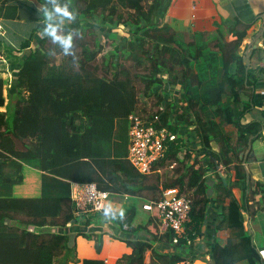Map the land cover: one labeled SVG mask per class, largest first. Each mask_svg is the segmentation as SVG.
<instances>
[{
    "label": "trees",
    "instance_id": "16d2710c",
    "mask_svg": "<svg viewBox=\"0 0 264 264\" xmlns=\"http://www.w3.org/2000/svg\"><path fill=\"white\" fill-rule=\"evenodd\" d=\"M28 2L43 13V23L16 50L21 56L8 50V63L15 72L7 97L2 77L3 72L7 73L6 65L0 70V108L7 106L6 112H0V161H15L20 168L17 161L35 160L40 171L68 186H59L63 195L51 197L20 198L0 192V264H106L99 259L79 261L76 257L75 241L67 232L68 226L79 223L80 218L73 212L72 183H94L112 195L150 202H157L170 188H179L180 192L194 189L190 226L198 231L210 204V180L204 176L221 165L229 171L230 165L239 160V153L262 137L263 123H243L259 97L258 86L264 82V63L253 68L241 53L251 25L235 17L233 21L224 19L214 31L180 36L166 22L174 0H56L73 13V20L57 14L48 20L45 14L54 10L50 0ZM20 18L17 5L0 0V19ZM48 23L57 26L58 35L71 34L68 53L45 33ZM120 26L128 29V37L114 31ZM103 38L113 44L108 54H103L107 45ZM1 39L3 42L5 38ZM33 43L35 49L31 48ZM59 55L64 57L62 64H56ZM138 84L143 87L138 88ZM170 88L182 94L178 103ZM140 96L155 97L158 110L149 120L159 117L158 128L179 133L181 128L195 127L207 155L206 161L191 170L187 167L177 180L162 188L160 178L140 175L123 158L125 124L131 114L146 112L138 107ZM228 125L236 129L229 146L223 139ZM179 152L180 148L171 144L154 170L164 167L168 160L180 162ZM234 169L236 186L243 184L246 202L241 206L232 192L233 185L219 178L218 203L227 198L230 203L224 208L223 224L218 229L230 226L242 230L241 212L248 210L253 215L254 196L264 193L261 184L254 191L246 185L245 166L239 164ZM186 177L188 184H184ZM21 179L0 170V188L16 185ZM136 214L134 205L123 214L111 212L105 216L102 212L82 218L85 227L91 226L93 218L103 217V221L111 219L119 226L115 236L132 252L116 264L186 261L179 254L154 249V244L163 240L174 245L173 233L160 234L155 219L134 227ZM102 236L84 234L95 241L97 253L102 249ZM185 245L182 240L175 246ZM213 256L216 264L242 260L260 263V254L246 231L237 244L217 246Z\"/></svg>",
    "mask_w": 264,
    "mask_h": 264
},
{
    "label": "crops",
    "instance_id": "0c3cea01",
    "mask_svg": "<svg viewBox=\"0 0 264 264\" xmlns=\"http://www.w3.org/2000/svg\"><path fill=\"white\" fill-rule=\"evenodd\" d=\"M178 1L179 0H174L170 13L166 17V22L178 33V35H191L192 32H211L214 31L216 25L223 22L224 19L233 21L235 17H238L244 23L251 25L248 30V38L245 40L244 46L242 47V49L246 47L245 55L249 60V64L253 68L262 66L261 64L264 63V0ZM8 2L18 6L21 18L20 20L5 22L6 36L3 42L1 41L2 39H0V56L5 60V62L0 60V70H3L2 66L6 65L7 71V73H2V77L6 80V97L8 93L7 90L10 87V83H12L13 73L15 72L8 63V50H13L15 55L21 56L22 53H17L16 50H18L20 45L29 38L34 28L43 23V13L38 9L39 14L36 17L37 19L34 20L35 26L32 28L28 37L26 38V36L16 34V25L25 24L27 22L26 19L29 17L27 12L23 15L20 5L24 4L26 8L31 9L30 7H32V4H30L28 0H20V3L18 0L15 1L16 3L12 0H8ZM7 24H9V26H7ZM31 48L35 49L36 43H33ZM252 54L253 57L251 58ZM261 85L262 86H258L257 89V96L259 95V97L256 98L255 105L250 113L243 119V123L258 121L264 125V82ZM169 91L175 96L176 103H178V100L182 99V94L178 92L176 88H170ZM244 100L249 101L248 98H244ZM8 103L9 100L6 98V105ZM6 111L7 106L0 108V112ZM235 130V127L230 125L224 127L223 139L226 145L229 146L234 140V137H236ZM174 134L177 136V140L174 144L180 148L178 154L180 162L168 160L164 167H157L153 170V173L149 175L150 177L160 178L161 188L164 184L172 183L174 180H177L179 176L185 172L187 167L191 170L192 166H199V162L207 160V155L203 152L201 139L195 127L189 126L188 128H181L179 133ZM125 135L128 137L127 128L125 129ZM128 146L129 144L127 145V143H125L123 149V158L127 161ZM234 152L237 153V148H234ZM170 162L172 163L170 164ZM17 163L20 165V168L16 167L15 161L7 163L0 161V170H2L5 175H11L13 178H22L16 185L12 184L10 186L1 187V193L20 198H36L42 195L49 197L63 195L59 193L58 188L63 185L68 186V184L40 171L39 162L33 160L28 163L22 161H17ZM239 164L245 166L247 170L248 180L246 185L248 187L251 185L252 191L256 190L257 184H261L264 189V129L260 139L256 140L248 150L239 153V160H236L230 165L229 171H227L226 167L221 165L218 167L217 171L209 170L204 176L205 179L210 180V190L208 193L210 196V204L205 219L201 221L200 229L198 231H192L190 224L187 227L189 233H192L194 236L192 244L179 247L171 245L166 240H163L155 243L154 249L164 253L179 254L184 257L186 261H191V264H195L198 260L202 261L201 264H216L213 256L215 248L217 246L224 248L230 243L234 245L237 244L241 234L246 231V233L251 235L252 243L260 254L259 264H264V193H259L254 196L255 203H251V206L253 204L254 207L252 210L253 215H251L248 210H243L241 212L242 230L230 226H224L218 229V227L223 224V217L225 215L224 208L230 203V199L228 198L225 199L223 203H218V199L220 201V193L218 191L219 178H221L222 181L225 180L224 183L233 185L232 192L241 206L246 202L243 184L236 186V170L234 167ZM198 166H195V169H198ZM169 171L173 173V178L167 176V172ZM188 182L189 177H186L184 184H188ZM73 184L77 183H72L71 186ZM194 191V189L185 190V192L181 193L193 194ZM110 195L108 207L116 214H123L134 205L137 206V214L133 223L134 227L145 226L149 220L155 219L154 215L151 214L154 212L146 208L152 202L144 199L132 198L128 195L113 196L111 193ZM111 197H114V199L111 200ZM260 202L261 205H257V203ZM197 211L199 212V210ZM103 218L105 219V217ZM103 218H101L102 220L93 218L94 223L86 227V220L79 218L82 222L70 224L68 226L67 232L75 241L76 257L79 261L85 259H99L103 260L106 264H116L122 256L131 254L132 250L126 243L113 239V236L119 234V226L113 220L107 219L103 221ZM124 230H126V228H124ZM84 234L103 235V245L100 253H97L95 241L88 240L84 237ZM141 238L149 239L148 236H143ZM236 264L249 263L242 260L238 261Z\"/></svg>",
    "mask_w": 264,
    "mask_h": 264
},
{
    "label": "built area",
    "instance_id": "2783aa9c",
    "mask_svg": "<svg viewBox=\"0 0 264 264\" xmlns=\"http://www.w3.org/2000/svg\"><path fill=\"white\" fill-rule=\"evenodd\" d=\"M5 36L6 28L3 20L0 19V39ZM0 60H3L1 56ZM157 124H159V117L149 120L144 115L133 113L128 118L127 159L143 176L153 173L154 165L165 157L169 146L177 140V136L172 131L167 127L158 128ZM110 196V193L100 190L94 183L73 184L71 200L74 215L88 217L104 212V209L108 207ZM192 207L193 196L181 193L178 188H170L162 192L157 202L150 203L146 208L155 213L154 217L160 234L171 232L174 245H178L182 240L190 245L194 236L190 235L187 227L192 222ZM178 264H191V261Z\"/></svg>",
    "mask_w": 264,
    "mask_h": 264
},
{
    "label": "rangeland",
    "instance_id": "374dc122",
    "mask_svg": "<svg viewBox=\"0 0 264 264\" xmlns=\"http://www.w3.org/2000/svg\"><path fill=\"white\" fill-rule=\"evenodd\" d=\"M13 2H15L16 0H12ZM19 1V3H20V0H18ZM176 1V0H175ZM180 1V0H179ZM178 1V2H179ZM16 3V2H15ZM30 4H32V7H30L31 9H29V8H26L25 7V5L24 4H21L20 6H21V9H22V12H23V15H24V13L25 12H27L28 13V15H29V17L26 19L27 20V22L25 23V24H23V25H16V34H20V35H22V36H26V38L28 37V35L30 34V32H31V30H32V28L35 26V22H34V20H36L37 18V16H38V9L34 6V4L32 3V2H29ZM8 21H11V20H3V23H4V25H5V22H8ZM9 24H11V23H9ZM9 24H7V26H9ZM10 26H12V25H10ZM128 29L127 28H125V27H123V26H120L118 29H115L114 31L116 32V33H118L120 36H125V37H128V34H127V31ZM26 34V35H25ZM60 35L62 36V34L60 33ZM25 38V39H26ZM102 41H103V44H105L106 42H107V45L105 46V49H104V53L103 54H108L109 52H112V49H113V44L111 43V41L110 40H108V38H103L102 39ZM246 48V47H245ZM245 48L244 49H241V53H243L244 55H245ZM63 61H64V57L62 56V55H59V56H57V61H56V64H62L63 63ZM100 65L102 64V60L100 59L99 60V62H98ZM261 63V62H260ZM98 76L99 77H101V76H103V72L100 70L99 72H98ZM110 76H111V74H110ZM109 76V77H110ZM122 78V77H121ZM137 87L138 88H142L143 86L141 85V84H138L137 85ZM244 98H246V97H244L243 96V99ZM245 101V100H244ZM138 107H140L141 108V110H145L146 112H141L140 111V115H144L145 117H147V118H149L150 116H152L153 114H154V112H156L157 110H158V108H157V105H156V99H155V97H150V98H148V97H143V96H140V100H139V106ZM125 127L128 129V125H127V123L125 124ZM124 140V141H123ZM122 141L124 142V143H127V145L129 144V137H126V135H125V137H124V139H123ZM128 148H129V146H128ZM167 176L169 177V178H173L174 177V175H173V173L172 172H167ZM187 194H190L191 196H193V194H191V193H187ZM114 196V195H113ZM112 199H114V197H111V200ZM158 200H159V198H158ZM151 214H153V215H155V213H151ZM83 216H81L80 218H82ZM153 218V217H152ZM79 222H82V220L81 219H79ZM94 222H92V224H93ZM113 239H115V240H118V241H121V242H123L121 239H119V238H116V236H113ZM103 242V241H102ZM125 243V242H124Z\"/></svg>",
    "mask_w": 264,
    "mask_h": 264
},
{
    "label": "clouds",
    "instance_id": "9594fccd",
    "mask_svg": "<svg viewBox=\"0 0 264 264\" xmlns=\"http://www.w3.org/2000/svg\"><path fill=\"white\" fill-rule=\"evenodd\" d=\"M50 3L54 5L53 12H48V15L51 17L53 14L59 15L62 19L73 20L75 17L67 6L61 7L56 3V0H50ZM45 33L52 37L54 42H58L64 49L65 53H68L69 49L72 47V36L71 34L67 36H61L57 34V26L53 23H48L44 29ZM155 166V165H154ZM149 176V175H148ZM112 212L110 207L104 209L105 216L110 215Z\"/></svg>",
    "mask_w": 264,
    "mask_h": 264
},
{
    "label": "water",
    "instance_id": "95a60500",
    "mask_svg": "<svg viewBox=\"0 0 264 264\" xmlns=\"http://www.w3.org/2000/svg\"><path fill=\"white\" fill-rule=\"evenodd\" d=\"M45 17H46L48 20L51 19V17L48 15V13L45 14ZM223 180H224V179H223ZM224 181H225V180H224ZM211 185H212V184H211ZM201 263H202V261H199V260L195 262V264H201Z\"/></svg>",
    "mask_w": 264,
    "mask_h": 264
}]
</instances>
